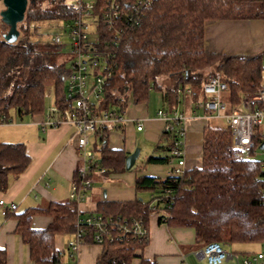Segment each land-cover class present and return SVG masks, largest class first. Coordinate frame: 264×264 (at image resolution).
I'll list each match as a JSON object with an SVG mask.
<instances>
[{"label": "trees", "instance_id": "obj_1", "mask_svg": "<svg viewBox=\"0 0 264 264\" xmlns=\"http://www.w3.org/2000/svg\"><path fill=\"white\" fill-rule=\"evenodd\" d=\"M91 1L97 44L108 55L111 68L102 108L125 114L129 106L147 104L151 91L168 99L176 98L177 91L184 87H189L198 98L207 77L220 75L227 86L223 100L231 112L244 95L254 94L264 86V53H211L205 48L204 35L207 22L263 20V0H114L119 16L111 25L104 18L111 0ZM44 2L28 3L15 43L0 39V113L7 119L13 120L12 113L19 119L44 115L49 91L53 105L65 110L66 64L58 59L65 51L54 44L31 43L30 26L59 21L65 28L76 11L68 0H48V6L43 8ZM4 31L7 27L0 24V35ZM106 130L101 131L95 144L98 158L88 175L96 171H126V153L109 148ZM178 139L176 127L163 131L161 142L145 165L168 163ZM251 157L254 156L235 158L230 130L207 125L202 135L200 167L164 179H136V191L152 194L149 201L99 203L96 211L83 215L76 203L69 200L21 213L8 212L4 218L16 221L15 232L27 247L31 264H67L62 262L63 253L55 248L54 239L57 235L74 236L80 218L100 215L113 221L141 219L148 231L152 212H158L159 223L168 227L193 229L197 244L217 242L231 254L253 255L264 246V172L261 159ZM29 162L23 144L0 142V193L6 192L9 179L22 174ZM77 174L78 171L75 179ZM36 214L50 217V223L43 229L32 228L31 220ZM81 228L83 245L101 247L96 264H156L141 254L148 237L140 241L132 235L122 237L118 229L109 226V235L102 234L101 244H97L96 229ZM248 245L256 249L244 250ZM0 264H7L3 249Z\"/></svg>", "mask_w": 264, "mask_h": 264}, {"label": "crops", "instance_id": "obj_2", "mask_svg": "<svg viewBox=\"0 0 264 264\" xmlns=\"http://www.w3.org/2000/svg\"><path fill=\"white\" fill-rule=\"evenodd\" d=\"M204 35L205 48L211 53L250 56L264 53V20L207 22ZM158 93L159 97L154 98L158 105L153 109H150L149 97L147 104L129 106L124 112L128 119L143 123L140 132L136 131L134 122L106 130L105 141L110 149L122 150L126 157L139 149V155L133 165L134 170L108 174L91 172L87 178L92 186L83 202L76 203L79 213H92L99 203L130 202L136 199L149 201L152 194L136 191V179L140 176L159 179L170 176L175 160L165 164L145 165V160L154 153L155 147L162 140L164 122L156 115L159 110L190 115L183 138L184 170L200 167L204 128L207 125L224 128L219 125L225 123L218 119H208V111L196 108L204 96L201 94L198 98L194 97L189 87H184L176 98L172 96L166 99L162 93ZM45 115L31 117L29 124H16L13 118L14 124L0 127L4 129L0 133V142L23 144L30 159L25 171L17 178L11 177L6 192L0 193V200L14 204L16 213L31 208H45L49 203L69 201L74 174L81 169L74 128L60 125L41 130L40 124L46 119ZM141 155V162L137 164ZM156 213L157 218L153 223L150 219L148 222V242L141 253L143 258L155 261L156 264H205L201 254L203 245L196 243L194 230L172 228L159 223V213ZM50 221V217L36 214L32 217L31 227L43 229ZM15 229L16 221L11 217L4 218L0 208V249L6 252L7 264H31L28 249ZM72 239V235H57L54 239L55 248L63 253L62 258H66L67 264H96L101 247L92 244L82 245L76 259L69 261L67 244Z\"/></svg>", "mask_w": 264, "mask_h": 264}, {"label": "built area", "instance_id": "obj_3", "mask_svg": "<svg viewBox=\"0 0 264 264\" xmlns=\"http://www.w3.org/2000/svg\"><path fill=\"white\" fill-rule=\"evenodd\" d=\"M264 1V0H263ZM75 11V18L65 26L68 34V44L63 43L59 36L53 39V44L65 51L64 72L65 110L55 105L46 109V119L40 124V129L56 128L60 125H69L75 130L76 149L81 159V169L77 178L71 185L69 199L75 203H81L92 184L87 178L93 163L98 158L95 144L100 138L103 129L120 128L127 123H133L136 131L143 128L141 121L128 119L125 114L118 113L113 108H102L104 104V92L111 75V68L108 55L99 50L98 38L94 30L91 31L90 23L96 16L93 12V1L91 0H68ZM118 5L114 0L105 10L104 18L108 19L107 24L111 25L112 20L118 18ZM264 20V17H263ZM128 21H131L129 18ZM93 35V38L91 37ZM227 91L226 84L220 75H210L202 86L204 100L196 104V108H203L209 112L208 119H218L225 123V128L231 133V149L233 156L242 159L248 156L261 157L264 172V86L254 94L244 95L240 104L231 112L222 96ZM181 93L182 90H178ZM189 93V91H187ZM65 112V116L62 115ZM157 117L164 122V132L171 131L176 127L178 131V142L170 152L171 160H175L170 176H177L184 170L183 138L186 132V125L191 119L190 115L181 112H167L159 110ZM195 116V114H194ZM14 120L7 119L0 113V127L12 125ZM170 160V161H171ZM264 198V193H263ZM1 215L4 217L8 212L16 210L14 204H6L0 200ZM81 226L94 227V241L101 244L102 234L109 235L107 231L116 228L119 236H135L140 240L148 237V231L141 219L131 220H104L102 216H87L80 218L78 228L67 244L69 258L76 259L79 248L83 245ZM205 264H264V246L261 251L253 255H234L222 248L217 242H211L203 246L201 251Z\"/></svg>", "mask_w": 264, "mask_h": 264}, {"label": "rangeland", "instance_id": "obj_4", "mask_svg": "<svg viewBox=\"0 0 264 264\" xmlns=\"http://www.w3.org/2000/svg\"><path fill=\"white\" fill-rule=\"evenodd\" d=\"M47 1L48 0H45V2L41 4V6L43 8L48 6ZM2 10H3V6L0 3V11H2ZM23 21H24V19H23ZM0 24H2L1 20H0ZM94 25H95L94 20H92L90 23L91 31L94 30ZM17 28H18V26H17ZM30 32H32V34L30 35V42L33 43L34 45H37V46H43L46 44H53V39L56 36H59L63 43L68 44V41H69L68 34L65 31L64 25L62 22H59V21L32 24L30 26ZM3 33H5V31ZM19 35H20V33H19ZM91 37L93 38V35ZM58 59L64 61V56H59ZM49 93H50L49 96L47 95V97H46L45 109H47L48 107L53 105L54 99L52 96V92L49 91ZM159 95L160 94L157 91H151L150 92V109H153L155 105H158V104H156L157 100L154 101V98L155 99L158 98ZM12 116H13L16 124H29L32 121L30 116L23 117V119H19L18 117H14L13 113H12ZM219 127L225 128L226 126H225V124H222V125L220 124ZM3 131H4V129H0L1 134ZM251 158L260 159L261 157L258 155L257 157H251ZM262 158H264V156H262ZM141 159H142V155L139 157L137 164L139 162H141L140 161ZM149 217H150L149 218L150 222L152 224L154 219L157 218V213L152 212ZM243 249L244 250L245 249L255 250L256 248L252 245H248V246H244ZM62 262L67 263L66 258H62Z\"/></svg>", "mask_w": 264, "mask_h": 264}, {"label": "water", "instance_id": "obj_5", "mask_svg": "<svg viewBox=\"0 0 264 264\" xmlns=\"http://www.w3.org/2000/svg\"><path fill=\"white\" fill-rule=\"evenodd\" d=\"M32 0H0L3 10L0 11L1 23L7 27V31L0 35V39L8 44H13L19 38L17 26L23 21L27 5ZM264 143L259 147L262 150ZM139 155V149L128 155L125 159V170L129 171Z\"/></svg>", "mask_w": 264, "mask_h": 264}]
</instances>
